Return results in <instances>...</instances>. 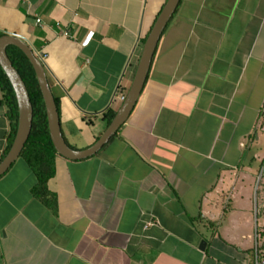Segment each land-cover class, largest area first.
Returning <instances> with one entry per match:
<instances>
[{
  "label": "crops",
  "instance_id": "1",
  "mask_svg": "<svg viewBox=\"0 0 264 264\" xmlns=\"http://www.w3.org/2000/svg\"><path fill=\"white\" fill-rule=\"evenodd\" d=\"M167 1L0 0V36L42 56L72 148L109 126ZM263 111L264 0H180L134 109L99 152L55 155L42 194L23 157L0 177V264H253ZM9 132L0 90V161Z\"/></svg>",
  "mask_w": 264,
  "mask_h": 264
},
{
  "label": "water",
  "instance_id": "2",
  "mask_svg": "<svg viewBox=\"0 0 264 264\" xmlns=\"http://www.w3.org/2000/svg\"><path fill=\"white\" fill-rule=\"evenodd\" d=\"M179 2L180 0H168L166 2L145 41L137 72L126 99L101 137L92 146L84 150L72 148L63 136L58 106L48 81L42 59L35 53L30 44L19 36L12 34L1 36L0 65L15 91L19 115L18 128L13 144L7 155L0 161V177L19 159L31 133L33 123V106L30 95L23 78L8 56V46L14 45L20 48L34 67L46 107L50 137L58 154L70 160L85 159L99 152L130 116L144 88L161 36L174 15ZM205 245L206 242L202 241L200 248L204 250Z\"/></svg>",
  "mask_w": 264,
  "mask_h": 264
},
{
  "label": "trees",
  "instance_id": "3",
  "mask_svg": "<svg viewBox=\"0 0 264 264\" xmlns=\"http://www.w3.org/2000/svg\"><path fill=\"white\" fill-rule=\"evenodd\" d=\"M7 53L26 84L33 106V123L31 133L20 157L25 158L37 174L39 182L36 192L42 194L43 190L46 189L47 181L52 174V159L58 154V152L56 151L50 137L46 107L32 63L26 54L17 46H8ZM0 90L3 93L4 102L7 106V116L10 121V132L7 137L5 152L1 158L2 161L9 152L15 139L18 128L19 111L15 91L1 65ZM55 100L57 106L59 107V99L55 97ZM115 115L116 111H110L106 114L108 124L111 123ZM261 250H264V248H261Z\"/></svg>",
  "mask_w": 264,
  "mask_h": 264
},
{
  "label": "rangeland",
  "instance_id": "4",
  "mask_svg": "<svg viewBox=\"0 0 264 264\" xmlns=\"http://www.w3.org/2000/svg\"><path fill=\"white\" fill-rule=\"evenodd\" d=\"M257 132L258 134L262 135V140L263 141H259V144L256 145L255 143V147L252 149V151L250 152V154H256L257 150H259V156L258 158H256L254 160L253 163V176L249 177L248 181V190H249V196L250 197V201H251V213H252V219H253V224H254V235L256 236V222H257V215H260L261 212V208H262V212L264 215V111L263 114L261 116V119L259 121V126L257 128ZM239 187L240 185L237 184L236 188V193L237 191L239 192ZM230 197V195H229ZM235 196L234 199H232L231 204L233 206V204L237 205H243L241 204L242 202L240 201V197ZM247 202H245L246 204ZM224 220V223L226 221V219H222ZM259 220V224H262V219L261 217L258 218ZM260 231V237H259V241L260 246L262 248H264V226H262Z\"/></svg>",
  "mask_w": 264,
  "mask_h": 264
},
{
  "label": "built area",
  "instance_id": "5",
  "mask_svg": "<svg viewBox=\"0 0 264 264\" xmlns=\"http://www.w3.org/2000/svg\"><path fill=\"white\" fill-rule=\"evenodd\" d=\"M41 19H38L37 22H40ZM65 36H71L69 32L65 31L63 33ZM39 57L41 58L42 56L39 55ZM42 59V58H41ZM118 99L121 102H124V100L126 99V95H119ZM253 264H264V250H259L258 247L256 248V254L253 260Z\"/></svg>",
  "mask_w": 264,
  "mask_h": 264
}]
</instances>
